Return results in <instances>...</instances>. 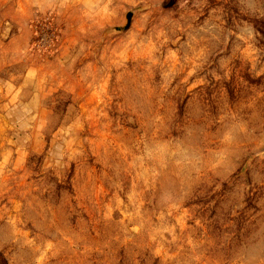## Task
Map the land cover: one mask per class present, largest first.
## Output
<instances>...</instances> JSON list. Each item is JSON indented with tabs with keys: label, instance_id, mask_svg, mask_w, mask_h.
Listing matches in <instances>:
<instances>
[{
	"label": "rangeland",
	"instance_id": "obj_1",
	"mask_svg": "<svg viewBox=\"0 0 264 264\" xmlns=\"http://www.w3.org/2000/svg\"><path fill=\"white\" fill-rule=\"evenodd\" d=\"M0 264H264V0H0Z\"/></svg>",
	"mask_w": 264,
	"mask_h": 264
},
{
	"label": "water",
	"instance_id": "obj_2",
	"mask_svg": "<svg viewBox=\"0 0 264 264\" xmlns=\"http://www.w3.org/2000/svg\"><path fill=\"white\" fill-rule=\"evenodd\" d=\"M129 20V16L127 17V21Z\"/></svg>",
	"mask_w": 264,
	"mask_h": 264
}]
</instances>
